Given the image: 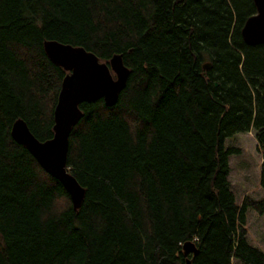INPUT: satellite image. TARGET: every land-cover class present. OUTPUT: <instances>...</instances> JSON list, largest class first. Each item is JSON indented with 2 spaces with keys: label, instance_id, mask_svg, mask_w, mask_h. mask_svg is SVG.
Listing matches in <instances>:
<instances>
[{
  "label": "trees",
  "instance_id": "1",
  "mask_svg": "<svg viewBox=\"0 0 264 264\" xmlns=\"http://www.w3.org/2000/svg\"><path fill=\"white\" fill-rule=\"evenodd\" d=\"M253 0H0V264H264L230 189L227 137L253 130L263 154L264 44L244 42ZM130 69L116 103L82 102L63 186L10 136L22 118L52 136L63 68L44 40ZM209 63V68L203 64ZM192 241L196 253L185 256Z\"/></svg>",
  "mask_w": 264,
  "mask_h": 264
},
{
  "label": "water",
  "instance_id": "2",
  "mask_svg": "<svg viewBox=\"0 0 264 264\" xmlns=\"http://www.w3.org/2000/svg\"><path fill=\"white\" fill-rule=\"evenodd\" d=\"M253 2L256 13L245 20L241 35L249 45L264 44V0ZM42 47L47 58L66 72L53 109L52 136L45 140L37 139L22 118L12 122L10 136L31 154L47 174L59 181L72 207L77 209L85 189L68 171L67 153L71 129L82 116L79 104L102 99L104 105H114L120 90L127 83L129 69L123 62L122 54H112L106 63L81 46L49 39L43 41ZM203 67L209 68V63L203 64ZM182 250L185 256L193 255L196 246L192 241H186ZM184 264H190L188 257Z\"/></svg>",
  "mask_w": 264,
  "mask_h": 264
},
{
  "label": "rangeland",
  "instance_id": "3",
  "mask_svg": "<svg viewBox=\"0 0 264 264\" xmlns=\"http://www.w3.org/2000/svg\"><path fill=\"white\" fill-rule=\"evenodd\" d=\"M223 147L237 149L227 155V178L235 201L241 205L245 198L256 201L264 197V189L259 182L263 154L254 131L227 137ZM246 232L248 241L264 252V214L257 213L252 207L246 209Z\"/></svg>",
  "mask_w": 264,
  "mask_h": 264
},
{
  "label": "bare ground",
  "instance_id": "4",
  "mask_svg": "<svg viewBox=\"0 0 264 264\" xmlns=\"http://www.w3.org/2000/svg\"><path fill=\"white\" fill-rule=\"evenodd\" d=\"M81 47H83V46H81ZM84 48V47H83ZM85 49V48H84ZM85 50H87V49H85ZM87 51H90V50H87ZM90 52H92V51H90ZM94 53V52H93ZM116 54H121V53H116ZM108 63V62H107ZM128 68V67H127ZM129 69V68H128ZM129 73H130V69H129ZM128 76H129V74H128ZM123 89V88H122ZM121 91V90H120ZM118 99V98H117Z\"/></svg>",
  "mask_w": 264,
  "mask_h": 264
}]
</instances>
